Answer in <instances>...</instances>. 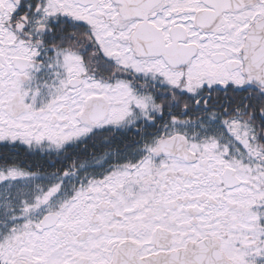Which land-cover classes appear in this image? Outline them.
Masks as SVG:
<instances>
[{
  "label": "snow or ice",
  "instance_id": "6c2138e0",
  "mask_svg": "<svg viewBox=\"0 0 264 264\" xmlns=\"http://www.w3.org/2000/svg\"><path fill=\"white\" fill-rule=\"evenodd\" d=\"M0 264H264V0H0Z\"/></svg>",
  "mask_w": 264,
  "mask_h": 264
}]
</instances>
